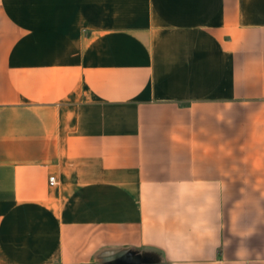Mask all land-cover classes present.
Returning <instances> with one entry per match:
<instances>
[{"label": "crops", "instance_id": "1", "mask_svg": "<svg viewBox=\"0 0 264 264\" xmlns=\"http://www.w3.org/2000/svg\"><path fill=\"white\" fill-rule=\"evenodd\" d=\"M122 249L264 264V0H0V264Z\"/></svg>", "mask_w": 264, "mask_h": 264}, {"label": "water", "instance_id": "2", "mask_svg": "<svg viewBox=\"0 0 264 264\" xmlns=\"http://www.w3.org/2000/svg\"><path fill=\"white\" fill-rule=\"evenodd\" d=\"M98 264H163L149 260L147 255L132 249H122L110 252L99 260Z\"/></svg>", "mask_w": 264, "mask_h": 264}, {"label": "built area", "instance_id": "3", "mask_svg": "<svg viewBox=\"0 0 264 264\" xmlns=\"http://www.w3.org/2000/svg\"><path fill=\"white\" fill-rule=\"evenodd\" d=\"M54 182H55V176L54 175L49 176V183L54 184Z\"/></svg>", "mask_w": 264, "mask_h": 264}]
</instances>
